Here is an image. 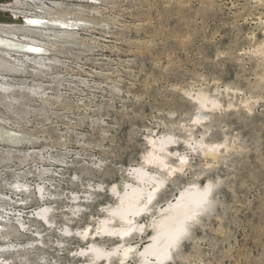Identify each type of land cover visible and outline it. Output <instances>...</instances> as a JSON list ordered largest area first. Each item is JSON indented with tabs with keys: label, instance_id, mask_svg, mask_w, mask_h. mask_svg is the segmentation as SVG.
<instances>
[{
	"label": "rangeland",
	"instance_id": "1",
	"mask_svg": "<svg viewBox=\"0 0 264 264\" xmlns=\"http://www.w3.org/2000/svg\"><path fill=\"white\" fill-rule=\"evenodd\" d=\"M40 1L62 5L47 12L15 0L0 6L63 15L77 26L56 25L73 34L41 39L46 52L29 54L47 67L28 63L6 76L23 90L0 100V130L15 137L0 139V219L11 218L0 245L24 249L0 254V264L88 263L81 252L92 241L61 229L95 232L105 208L117 204L110 188L134 182L128 170L143 162L156 134L176 137L172 164L189 159L159 204L190 184L215 187L212 211L170 264H264V0ZM15 22L7 15L0 27ZM200 92L220 106L200 110ZM201 114L207 119L193 122ZM194 140L223 146L210 156L193 150ZM22 185L31 192L16 189ZM39 185L48 189L44 199ZM43 205L55 211L52 227L33 218ZM149 235L131 243L141 247ZM128 261L140 264L135 255Z\"/></svg>",
	"mask_w": 264,
	"mask_h": 264
},
{
	"label": "bare ground",
	"instance_id": "2",
	"mask_svg": "<svg viewBox=\"0 0 264 264\" xmlns=\"http://www.w3.org/2000/svg\"><path fill=\"white\" fill-rule=\"evenodd\" d=\"M15 1L24 3L25 7L28 6L43 12L53 11L51 6L59 8L62 5L59 1L51 2V6L40 0ZM37 4H40L41 7H38ZM7 15L13 16L16 24L0 27V36L4 39L0 43L7 47L6 49L0 48V100L6 99V94L23 90L22 87L11 83L6 77L18 74L20 72L18 66H26L30 63L45 68L49 65L46 63V59L39 56L31 58L29 55L30 53L42 55L46 52V45L41 39H67L73 34L72 32H57L53 28L61 24L69 28L77 26L76 22L67 20L63 15L61 17L35 15V13L33 15L18 8L0 6V20ZM28 91L37 93L35 88H29ZM194 99L199 109L203 111L220 106L217 100H212L201 92ZM205 116L198 115L192 121L196 124L202 123L207 119ZM0 139L3 142L15 141L14 135L5 131L0 132ZM177 144L176 137L171 135L158 136L156 134L149 138L151 150L143 155L142 163L128 170V174L134 182L126 183L123 191L119 190L117 184L110 188L109 192L117 199V204L109 208L104 207L106 217L100 219L95 232H91L90 227L77 231H73L69 227L61 229V232L67 237L74 236L85 242L92 241L91 246L81 252L83 255L90 254V261L85 264H112L116 259L121 264H125L134 255L139 258L140 264H170L175 260L183 244L190 237L192 228L200 222L203 215L212 211L215 188L212 183H208L206 186L190 184L181 189L173 198L167 199L164 205L159 204L158 200L167 190L169 181L177 177L188 166L187 156H178L176 165L170 161V157L175 155L171 149ZM195 144L196 147L193 146V150L199 149L210 156L219 153L223 146L207 144L204 140H196ZM17 188L20 192H31L28 185ZM36 189V195L41 196L40 199H44V195L48 191L46 186L39 185ZM73 198L74 202L78 203L77 195ZM77 208L79 212L82 209L81 206H77ZM54 213L52 207L43 205L33 212V218L52 227L54 221L51 217ZM147 216L151 217L149 224L143 223V219ZM10 220L11 218L7 217L6 221L0 219L2 222L0 235H6ZM17 223L25 229V223L20 218L17 219ZM149 232H151L150 235ZM146 235H149L148 240L141 247L140 244L131 243L134 238H142ZM35 237H41V234L37 233ZM99 238L113 240L116 244L109 249L95 243ZM23 249L21 245L4 244L0 245V254H16ZM3 264L12 263L4 259Z\"/></svg>",
	"mask_w": 264,
	"mask_h": 264
}]
</instances>
